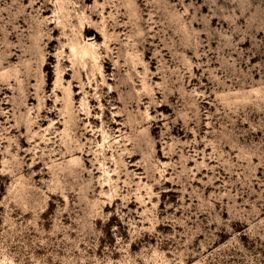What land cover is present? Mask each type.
Here are the masks:
<instances>
[{
	"label": "rangeland",
	"instance_id": "1",
	"mask_svg": "<svg viewBox=\"0 0 264 264\" xmlns=\"http://www.w3.org/2000/svg\"><path fill=\"white\" fill-rule=\"evenodd\" d=\"M80 6L0 0V264H264V0Z\"/></svg>",
	"mask_w": 264,
	"mask_h": 264
},
{
	"label": "bare ground",
	"instance_id": "2",
	"mask_svg": "<svg viewBox=\"0 0 264 264\" xmlns=\"http://www.w3.org/2000/svg\"><path fill=\"white\" fill-rule=\"evenodd\" d=\"M88 1H90V0H79V2H80V4H81V6H80V8H82V7H84V4L86 3V2H88ZM48 2H46V1H43V4L41 5V8L42 9H44V11H47V7H48ZM63 8V7H62ZM84 10V9H83ZM94 11H95V9L94 8H92V9H90V12H91V15L92 16H94L93 14H94ZM53 22H51V24H52ZM123 28L124 27V25H118L117 24V22H115V24H113V28ZM58 29V28H57ZM88 30L89 29H86V31L88 32ZM72 50H74L73 48H71ZM13 51H15L14 49H13ZM17 51V50H16ZM19 52V51H18ZM23 53H24V51H23ZM144 56L146 57V51H145V53H144ZM15 57H17L16 56V54H13V55H10V56H8V57H5V63L6 62H10L11 60H13ZM20 57V55L18 56V58ZM107 60H109L108 58H106ZM67 62V61H66ZM65 63V62H64ZM67 71H70V70H67ZM68 75V73H64L63 74V77H66ZM130 86L132 85V84H129ZM82 89V88H81ZM71 84H69L68 85V88L66 89V91L64 92V100H63V102H64V104L66 105V108H67V116H68V118H69V121H68V123H69V128H70V130H72L73 132H74V134H75V136L77 135L78 136V138H82V139H84V137H86V136H88L89 134H90V132L92 131L91 129H89L88 130V128L87 127H82L81 128V124H82V122H81V119H79V115H86V116H88V112H84V113H76V112H74V110H73V103H72V100H73V98H75V96H77V95H79L81 92H79L78 94H71ZM164 105H161V106H159L160 108H162ZM82 107V106H81ZM60 115H61V113H60ZM116 118H118L119 116H115ZM59 122H56L55 124H58ZM63 124H65V122L63 123ZM116 125H120V123L117 121V119H114V120H112V122H110V126H111V128H113V126H116ZM131 126H133V127H135V126H137L136 125V123H134V124H132ZM78 149V148H77ZM70 149H68V151H69ZM81 152H86V149L84 150L83 149V147L82 148H80L79 149ZM90 151V150H89ZM69 152H71V151H69Z\"/></svg>",
	"mask_w": 264,
	"mask_h": 264
}]
</instances>
